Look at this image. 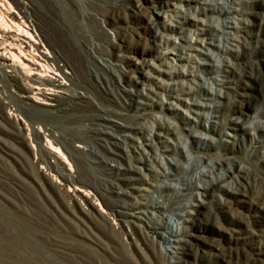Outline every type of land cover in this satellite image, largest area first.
<instances>
[{
    "label": "rangeland",
    "instance_id": "1",
    "mask_svg": "<svg viewBox=\"0 0 264 264\" xmlns=\"http://www.w3.org/2000/svg\"><path fill=\"white\" fill-rule=\"evenodd\" d=\"M24 1L87 101L27 99L0 66V264H264V0Z\"/></svg>",
    "mask_w": 264,
    "mask_h": 264
},
{
    "label": "bare ground",
    "instance_id": "2",
    "mask_svg": "<svg viewBox=\"0 0 264 264\" xmlns=\"http://www.w3.org/2000/svg\"><path fill=\"white\" fill-rule=\"evenodd\" d=\"M12 4H14L16 11L10 12L9 10L13 7ZM225 10L226 12H229L228 7H226ZM12 28L14 29V32H12ZM43 31V26L34 6L24 0H0V66L10 68L6 69V77L17 87L19 93L27 99H40L47 101L51 98V100H55L57 103L69 102L73 104L87 101V99L85 98L86 95L84 93L63 92V89H68L63 83V78L67 76L69 77L68 68H71L74 71V78L79 80H74L73 83H80L82 81V78H80V76L77 74L74 62L69 60L62 53V51L56 49L55 46L57 45H54L51 41H48L46 45L44 44L45 37L43 35ZM186 43L192 44L190 39H186ZM48 48H51L53 50L54 56H51L49 54ZM56 60H64V67L67 69H64L61 66L55 67L54 63L56 62ZM105 66H103L104 70L107 69V66ZM31 72H33V74H36L37 76L30 77V74H32ZM87 73L89 75L94 74L97 77L100 76L98 73H93L90 70H87ZM173 73L175 74V76H178L179 74L183 73V71L175 70ZM47 75L50 77H44ZM25 80H27V82L34 83L37 90H34L30 85L28 86V84L26 85L24 83ZM56 89L60 91H55ZM49 94H51V96ZM138 94L141 93L137 92L136 95ZM170 94L173 96L172 93ZM139 101L144 104H149L142 100ZM199 104L203 105V103H198V105ZM97 119H99L101 124H106L107 126L118 125L115 123L114 119L109 117V115L107 116L103 113L100 114ZM90 130L95 132L99 139H102L106 142H109V134L110 136H115L110 130H96L94 128H90ZM52 135L54 136L53 133ZM47 140L48 147L52 151V153H54V156H57L56 158L67 159L66 153L59 145L55 144L52 141L53 139L51 140L50 138H48ZM111 142L120 146V143L117 140ZM69 168L72 169L71 164ZM124 168L137 170L136 167L128 166ZM170 185L171 184L166 183L165 187H168ZM191 186L192 185L189 180H186V186L184 188L188 189ZM147 206L148 204L144 205L143 202L137 201L135 204L127 207L128 210H118L120 212L119 219L124 222H129L133 217L142 218L139 213L142 212L147 215V212L145 210ZM157 206L164 207L165 205L164 203H159ZM156 221L157 220H155L154 222L152 220L151 223H148L149 227L164 238L166 237L168 241H173L175 239H173V235H175L173 229L175 227L172 228V230H169L168 228L171 227V225L168 221Z\"/></svg>",
    "mask_w": 264,
    "mask_h": 264
}]
</instances>
